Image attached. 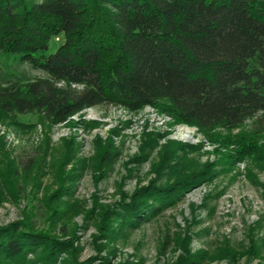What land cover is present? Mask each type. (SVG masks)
Returning a JSON list of instances; mask_svg holds the SVG:
<instances>
[{
	"label": "trees",
	"instance_id": "obj_1",
	"mask_svg": "<svg viewBox=\"0 0 264 264\" xmlns=\"http://www.w3.org/2000/svg\"><path fill=\"white\" fill-rule=\"evenodd\" d=\"M1 52L46 75L0 84V119L36 113L54 126L99 105L154 107L219 142L223 161L249 158L264 170V0H0ZM164 149L161 172L170 169L172 180L106 211L100 229L107 238L151 221L216 173L214 163L188 159L198 146L168 141ZM179 237L177 264L211 256L193 255L191 238ZM72 243L13 223L0 227V264H58L66 255L63 264H90L75 258ZM218 251L236 260L231 246Z\"/></svg>",
	"mask_w": 264,
	"mask_h": 264
},
{
	"label": "rangeland",
	"instance_id": "obj_2",
	"mask_svg": "<svg viewBox=\"0 0 264 264\" xmlns=\"http://www.w3.org/2000/svg\"><path fill=\"white\" fill-rule=\"evenodd\" d=\"M62 41L53 39L50 51ZM45 75L18 54L0 53V84ZM168 141L198 146L188 159L193 165L214 163L216 173L151 221L107 238L100 229L106 211L151 183L172 180L170 169L161 172ZM225 152L197 128L176 124L154 107L134 112L99 105L54 126L36 113L0 119V227L24 222L54 240L72 241L81 263L100 264L108 257L110 264H177L184 252L176 238L188 235L193 255H211L195 264H264V170L249 158L230 165L223 161ZM226 246L236 260L221 256L218 250ZM213 254L218 257L210 261Z\"/></svg>",
	"mask_w": 264,
	"mask_h": 264
}]
</instances>
